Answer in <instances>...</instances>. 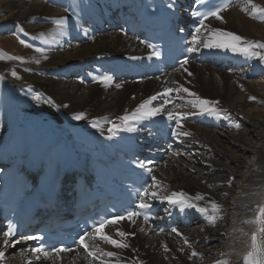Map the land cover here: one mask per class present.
<instances>
[{"label": "bare ground", "instance_id": "6f19581e", "mask_svg": "<svg viewBox=\"0 0 264 264\" xmlns=\"http://www.w3.org/2000/svg\"><path fill=\"white\" fill-rule=\"evenodd\" d=\"M135 3L0 0V46L24 52L19 63L0 60V164L15 159L20 166L31 167L35 157L40 158L49 148L77 160L97 155L108 161L113 153L130 150L153 156L149 165L161 181L163 192L183 191L193 197L203 194L205 200L197 203L210 207L214 200L221 206V218L213 226L194 209L181 212L165 202L162 211L170 217H193L183 227L182 221L178 222L175 228L182 235L171 230L155 232L152 226L125 220L108 227L106 232L117 239V229L135 233L127 239L130 248L113 249L99 240L90 243L117 251L125 264H244V258L253 250L251 237L258 232L260 225L256 221L264 208V63L230 52L201 49L195 53L196 58L206 54L210 58L200 65L198 60L189 61L185 67L192 76L179 68L161 78L130 81L127 72L141 67L150 53L136 38L120 30L122 18L133 17ZM254 3L264 5V0ZM222 15L225 22L212 18L206 24L264 42V22L250 18L237 5ZM60 18L66 21L63 25L56 23ZM21 28L32 34L23 36ZM41 35L47 43L33 39ZM18 37L29 40L32 47L21 45ZM36 48H44L47 59ZM36 59H40L39 64L34 62ZM225 63H241L245 69L238 72ZM256 73L258 78L263 74L262 79L255 80ZM101 75L112 76V84L105 86L93 80ZM174 81L203 98L218 100V107L227 111L228 119L189 116L202 117L195 122L199 125L182 122L183 127L177 131L190 135L179 139L171 135L173 146L169 150L151 130L154 125L171 122L166 115L138 124L135 132L122 131L108 139L107 120L119 123L117 117L130 113L164 87H176ZM117 84L122 87L117 88ZM35 95L41 100H34ZM173 99L175 104H182L175 94ZM158 105L154 102L153 106ZM173 108L174 104L167 105V110ZM176 110L194 111L186 104ZM81 111L86 113V119L73 120V115ZM94 120L99 121V128L91 126ZM207 123L209 128L203 127ZM237 123L239 128L234 126ZM223 126L230 130L223 131ZM22 241L6 248V264H25L20 253L27 250V242ZM165 245L169 251H165ZM192 251L200 255L191 257ZM85 257L83 251L72 252L61 260L54 258L53 264H89L90 258ZM11 258L13 261H8Z\"/></svg>", "mask_w": 264, "mask_h": 264}, {"label": "snow or ice", "instance_id": "6c2138e0", "mask_svg": "<svg viewBox=\"0 0 264 264\" xmlns=\"http://www.w3.org/2000/svg\"><path fill=\"white\" fill-rule=\"evenodd\" d=\"M239 5L240 10L246 13L252 19H258L264 22V6L254 3V0H220V2L212 7L211 10L205 13L199 11H193L192 16L198 18V26L192 33V42L187 47L188 53H197L201 49L208 50H220L230 52L232 54L240 55L246 59H256L259 62L264 63V42L248 40L247 38L228 30L220 28L209 27L205 21L209 18H215L220 22H225L222 13L226 12L230 6ZM171 7V5H170ZM64 18L56 20L58 25L65 23ZM203 30V31H202ZM23 36L29 34L23 29H20ZM206 33V34H205ZM19 43L25 47H32L25 39L18 37ZM33 39H41L47 43L44 37L38 36ZM143 43V41H142ZM147 47L151 49V53L148 59L153 57L159 58L160 52L156 49L155 45L147 44ZM35 51L40 53L44 59H47L44 48H36ZM3 54H0V60L5 59ZM8 59L22 60L21 57H7ZM133 59H139V57H133ZM35 63L39 64L40 59H36ZM189 63L187 57L180 62V67L188 76H192V73L185 67ZM13 77H17L16 72H12ZM19 78V77H17ZM95 82L109 86L113 82V77L110 75L94 76ZM176 87H164L161 92H157L154 95L149 96L138 104L134 110L130 113L126 112L124 115L117 117L119 123L113 120H107L109 133L108 139H112L118 133L122 131L135 132L138 130L137 125L143 123L146 120H152L158 115H166L169 121L175 122V128L172 130V136L179 139L180 137H187L189 132H178L177 129L183 127V121L187 117L192 115L208 116L213 118L228 119V113L226 110L218 107V100H210L203 98L196 92L191 91L188 87L178 82H173ZM117 88L122 87L120 84L116 85ZM173 94L178 98L182 104L190 106L194 111L181 112L176 109L182 107V104H175ZM188 97L185 98V95ZM34 100L40 101L41 97L35 95ZM250 100H254L255 97H249ZM49 103L50 101H45ZM154 102H159L158 106H153ZM174 104L172 110H167V105ZM55 106V105H53ZM73 120L83 121L86 119V113L81 111L73 115ZM91 126L93 128H99V121H93ZM239 128L237 123L234 125ZM152 161L145 163L144 161L138 162V167L144 169L146 172L151 173L152 169L148 167ZM230 186V185H229ZM162 183L157 179L155 175H151V183L146 184L140 190H138V202L134 209L125 210L122 213H116L109 218H101L94 221L89 231L79 235L76 241L77 249H73L70 246L61 244L59 247L47 248L43 243L31 247L28 250L22 251L21 256L25 259V264H41L42 260L51 261L53 257H60L63 253H71L74 251L82 250L86 254V259H89V264H125L124 258L117 251H106L96 243H90L91 241H102L103 243L110 245L113 249L124 250L130 248V244L127 242L129 236H134L135 233H129L117 229L115 235L119 239L114 238L113 235L106 232V228L109 226L118 225L121 221H129L131 224H135L138 218H142L145 222L149 220V216L146 214V210L151 208L150 201L158 200L160 202H166L169 206L178 208L181 212L188 209H194L197 213L207 221L208 224L215 226L218 219L221 217L219 213L222 211L221 206L214 200L210 202V207L201 206L198 201L205 200L203 194H196L194 197L183 191H174L170 194L162 191ZM260 218L256 221L260 227L257 233H254L251 237L252 246L254 251L249 252L244 258V264H264V208L260 209ZM140 231H144L143 228ZM162 231V230H161ZM171 231L177 235H182L176 228H172ZM18 228L15 224H8L5 230H0V237L3 239L2 245H0V264H6V248L13 247L17 243H21V240H13V237L17 235ZM258 237L261 243L258 245ZM31 241H40L42 237L29 235L25 238ZM184 243L191 247L187 238H184ZM165 251H169L167 245L164 246ZM27 252L31 253L29 257ZM200 255L196 251L191 252V257ZM223 264H229L228 261Z\"/></svg>", "mask_w": 264, "mask_h": 264}, {"label": "rangeland", "instance_id": "374dc122", "mask_svg": "<svg viewBox=\"0 0 264 264\" xmlns=\"http://www.w3.org/2000/svg\"><path fill=\"white\" fill-rule=\"evenodd\" d=\"M261 6H264V5H261ZM237 8H240L239 5H237ZM257 20V19H256ZM29 35H31L32 33H28ZM6 41V40H4ZM28 43H29V40H26ZM6 42H9L8 40ZM67 44H69V46L71 47L72 44L69 43V41L66 42ZM30 44V43H29ZM31 45V44H30ZM9 47V48H8ZM0 48H2L0 46ZM17 50V52H16ZM24 52L20 51L19 49H15V48H10V46L6 45L5 47H3L2 49H0V54H3L6 58L5 59H2V60H5V61H17L18 63L21 62L23 60V57L21 56ZM21 54V55H20ZM7 57H22V60H15V59H8ZM228 68H231V67H228ZM234 70L238 71L240 70V68H235ZM256 72V70L254 71ZM261 76L259 77L260 79H262L261 77H263V74H260ZM258 76V75H257ZM255 76V77H257ZM257 77V79L255 78V80H258L259 79ZM8 94H10V92L7 90L6 91ZM195 125H199V124H195ZM194 125V126H195ZM203 126V125H201ZM210 125H207V124H204L203 127H206V128H209ZM225 127V129H224ZM214 129H216L215 126H213ZM219 129V128H218ZM223 131H227V130H230V128L228 129L226 126H223L222 128ZM8 261H13V259H9Z\"/></svg>", "mask_w": 264, "mask_h": 264}]
</instances>
